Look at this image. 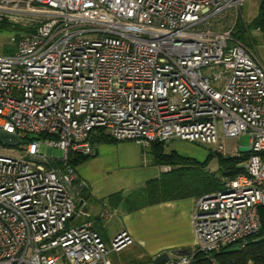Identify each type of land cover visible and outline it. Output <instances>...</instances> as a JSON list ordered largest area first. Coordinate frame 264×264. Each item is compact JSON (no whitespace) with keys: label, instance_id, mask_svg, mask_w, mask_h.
Returning <instances> with one entry per match:
<instances>
[{"label":"built area","instance_id":"built-area-1","mask_svg":"<svg viewBox=\"0 0 264 264\" xmlns=\"http://www.w3.org/2000/svg\"><path fill=\"white\" fill-rule=\"evenodd\" d=\"M245 1L0 0V28L16 31L14 51L0 52V129L22 140L17 156L0 141V264H113L110 253L134 242L123 229L108 245L91 221L74 224L89 185L70 159L93 156L101 133L223 155L227 138L249 133L244 171L196 200L192 253L163 264H192L197 253L217 264L215 252L259 233L264 62L234 25L220 29Z\"/></svg>","mask_w":264,"mask_h":264},{"label":"crops","instance_id":"crops-1","mask_svg":"<svg viewBox=\"0 0 264 264\" xmlns=\"http://www.w3.org/2000/svg\"><path fill=\"white\" fill-rule=\"evenodd\" d=\"M180 141L185 140L173 139L165 146H170L169 151L178 152ZM144 154L145 147L135 141L95 143V154L76 167L79 176L89 185L90 196L84 198L82 191L78 196L80 208L86 213L85 221H91L101 232L103 230L98 225H101L103 217L115 213L124 214L126 218L134 216L133 225L123 229L129 231L138 243L150 245L154 257L164 251L172 256L171 250L193 249L196 241L192 214L196 198L163 202L130 213L108 203L109 195L119 191L128 195L164 172L163 165L156 164L154 158H148L146 162ZM92 208L99 212L94 218H91ZM103 212H108V215L103 216Z\"/></svg>","mask_w":264,"mask_h":264},{"label":"trees","instance_id":"trees-1","mask_svg":"<svg viewBox=\"0 0 264 264\" xmlns=\"http://www.w3.org/2000/svg\"><path fill=\"white\" fill-rule=\"evenodd\" d=\"M258 14L250 21L245 22L239 18L233 37L247 45L258 44L259 39L254 35V30L262 34L264 43V0L259 1ZM4 26H7L4 24ZM254 42V43H253ZM41 134L33 138H45ZM27 139H32L28 136ZM96 142H117L112 137L101 133ZM156 164L170 166L169 171L161 173L159 177L149 179L142 187L133 190L128 195L116 192L108 196L111 207H121L123 212L130 213L139 209L184 198H200L224 189L228 180L234 179L244 171L240 164L246 161L251 153L243 152L241 156H229L213 152L209 159L201 163L192 157L183 156L175 150L166 151L165 142H154L149 146ZM216 155L219 168L216 171H208L211 159ZM90 156H72L70 163L75 168L88 160ZM89 188L82 190L84 198L89 197ZM262 218V227L259 233L251 235L243 247L231 249L234 245H228L215 252L213 255L217 264H264V206L259 208ZM95 228V227H94ZM96 229V228H95ZM97 230V229H96ZM98 231V230H97ZM99 232V231H98ZM106 241L103 231L99 232ZM152 264V263H150ZM192 264H212L205 254L197 253Z\"/></svg>","mask_w":264,"mask_h":264},{"label":"rangeland","instance_id":"rangeland-1","mask_svg":"<svg viewBox=\"0 0 264 264\" xmlns=\"http://www.w3.org/2000/svg\"><path fill=\"white\" fill-rule=\"evenodd\" d=\"M259 1L260 0H246L243 4L241 10L239 11L238 19L241 18L245 22H250L257 14H258V8H259ZM233 18V17H230ZM237 19V21H238ZM237 23V22H236ZM235 23L234 18L233 19H226L223 21L220 25V29H231ZM234 31V29H233ZM16 34V31L12 28L3 27L0 28V52L2 53H10L14 51L13 47V36ZM254 35H256L259 39V42L257 45H248L252 49H254L260 59L264 62V43L262 40V34L258 32L257 30H254ZM254 43V42H253ZM221 129H220V135H221ZM250 134L245 133L240 135L237 138H227L226 140V150L229 156L232 155L233 151L238 148L241 152H247L249 151L250 147ZM180 144L178 145V152L182 154L183 156L192 157L196 159L197 161L203 163L206 160L209 159L210 155H212L213 152H216V148L211 145H205V144H198V143H192V142H186V141H180ZM167 151H169L170 146H165ZM5 150V153L10 155H20L19 149H16L14 146H6L2 147ZM47 146L46 144H42L41 147V153L46 154ZM146 154V162L148 158L151 160L153 159V154L149 151V147L145 148ZM62 151L58 148L54 149V156L56 155H62ZM219 168L218 160L216 155L211 159L207 170L208 171H216ZM93 216L91 218H94L99 212L98 209L92 208ZM87 217L80 216L77 217L74 220V224H80L85 221ZM135 219L134 216H131L130 218H126L124 214H118L115 213L114 215H110L107 218H102L101 225H98L99 228H101L104 231L106 242L108 245H110V242L114 235L121 231L123 228H126L130 224L133 225V220ZM134 239V238H133ZM196 244L194 245L195 248ZM239 247L238 244H234L231 249H237ZM173 250H171L172 257H176L178 255H175V253H172ZM153 251L150 248V245L141 244L138 243L136 240L124 249L120 251H113L110 253V259L112 260L113 264H150L154 260L155 254L152 253Z\"/></svg>","mask_w":264,"mask_h":264},{"label":"water","instance_id":"water-1","mask_svg":"<svg viewBox=\"0 0 264 264\" xmlns=\"http://www.w3.org/2000/svg\"><path fill=\"white\" fill-rule=\"evenodd\" d=\"M0 141L11 146H17L22 143V140L18 137V135L4 131L2 129H0ZM192 251L193 249L190 248L176 249L173 250L172 253H175L176 255H188L191 254ZM169 258L170 253L168 251H164L163 253H160L154 258L152 264H163L164 262L169 260Z\"/></svg>","mask_w":264,"mask_h":264}]
</instances>
